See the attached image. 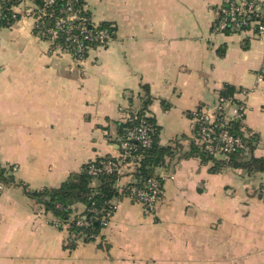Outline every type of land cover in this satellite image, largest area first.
Returning a JSON list of instances; mask_svg holds the SVG:
<instances>
[{"label": "crops", "instance_id": "crops-1", "mask_svg": "<svg viewBox=\"0 0 264 264\" xmlns=\"http://www.w3.org/2000/svg\"><path fill=\"white\" fill-rule=\"evenodd\" d=\"M83 2L92 23L116 30L81 62L35 36L31 0L0 29V165L19 184L0 187V264H264L261 176L213 174L181 157L194 139L192 112L214 107L224 85L243 105L241 131L257 137L252 155L264 157V35L215 31L222 0ZM142 86L159 144L175 149L156 169L161 201L148 214L130 198L114 200L99 236L71 249L24 188H54L96 158L118 157V125L141 107ZM236 105L225 102V114Z\"/></svg>", "mask_w": 264, "mask_h": 264}, {"label": "trees", "instance_id": "trees-1", "mask_svg": "<svg viewBox=\"0 0 264 264\" xmlns=\"http://www.w3.org/2000/svg\"><path fill=\"white\" fill-rule=\"evenodd\" d=\"M22 0H0V29L9 28L19 18L14 13L13 8L21 3ZM34 6L41 7L44 0H31ZM64 6V0H55L49 11L52 17L45 18L46 26L53 24V18L59 15L60 9ZM75 6H84L83 0L75 2ZM84 15L90 19V15L85 10ZM91 20V19H90ZM92 22V21H91ZM264 24V16L261 18ZM98 27H107L115 35V26L111 23H99ZM34 34L39 32V28L34 27ZM225 34H229L225 32ZM63 36L58 38L63 42ZM96 49V47H92ZM264 79V71L262 72ZM144 98L141 107L136 112H132L125 123L118 125L119 141L117 143L119 155L123 152L121 143L127 142L134 146L128 150V154L123 159L113 157L96 158L95 160L81 166L77 173L70 175L59 186L54 188H43L41 190L25 189L26 195L38 202L44 208L45 212L51 214L58 226L68 225L67 234L74 233L76 238L68 243L69 248H74L78 242L94 241L104 228L103 218L110 213L113 215L112 203L114 200L130 198L128 187L137 189H147V182L160 178L156 174V169L162 167L166 158H170L175 153L172 147H164L159 144V127L155 120L147 115V107L150 104L151 97L147 86H142ZM237 89L231 85H224L219 92V99L224 102L238 104L234 95ZM146 125L149 128V138L151 140L149 147H143L139 141L126 140L127 134L140 125ZM231 135L239 137L244 143V149L236 150L226 156H214L210 154L203 146L198 145L195 139L190 143L186 153L181 155L183 158L196 157L204 164H210V173H220L225 169H239L245 175L254 177L264 175V157H254L252 152L255 148L257 137L253 134L245 136L241 131L239 121H231L227 125ZM218 133V130L215 131ZM196 135V128L193 130V137ZM118 155V156H119ZM118 161L128 169L127 176L129 182L119 186V175L115 169L110 172L103 170V166L110 163L116 164ZM95 167L99 169L95 175H90L89 169ZM162 184V182H160ZM18 183L13 176V167L0 165V187L14 186ZM19 185V184H18ZM81 205L82 210L77 206ZM80 220L84 224L77 226L76 222ZM68 241V240H67Z\"/></svg>", "mask_w": 264, "mask_h": 264}, {"label": "built area", "instance_id": "built-area-1", "mask_svg": "<svg viewBox=\"0 0 264 264\" xmlns=\"http://www.w3.org/2000/svg\"><path fill=\"white\" fill-rule=\"evenodd\" d=\"M55 0H44L41 7L34 6L31 16L34 20V27L39 28V32L35 34L39 39L48 43L52 53L56 55H68L77 62L83 61L88 53L96 49L108 47L113 43L115 35L107 27H98L97 24L84 15L85 8L83 6H75L78 0H64V6L60 9L59 15L53 18V24L46 26L45 18L52 17L50 7ZM264 11L260 10L257 0H222L220 7V15L215 25V31L225 34H242L251 33L255 37L264 35V24L261 18ZM63 36V42H59L58 38ZM221 99L212 107H202L192 112L194 127L196 128L195 142L203 146L210 154L214 156H226L236 150L244 149L243 141L233 136L228 131V123L231 121L243 120V105L237 104L231 115L225 114ZM218 130V133L215 131ZM149 128L146 125H140L127 134L126 140H136L143 147H149L151 140L148 135ZM123 152L117 159H123L128 150L134 146H130L127 142L121 143ZM125 165L122 161L116 164H106L103 170L110 172L113 169L122 176ZM99 169L91 167L90 175H95ZM163 184L164 178L158 176ZM156 179L147 182V189H137L136 187H127L131 200L139 203L144 211L148 214L154 213L162 196V184ZM258 192L264 194V175L260 179ZM112 209L115 210V204L112 203ZM111 214L108 213L103 218L105 226ZM57 225V223L55 222ZM84 223L80 220L76 222L77 226ZM65 230L68 225L62 226ZM76 238L74 233L68 234V243Z\"/></svg>", "mask_w": 264, "mask_h": 264}, {"label": "rangeland", "instance_id": "rangeland-1", "mask_svg": "<svg viewBox=\"0 0 264 264\" xmlns=\"http://www.w3.org/2000/svg\"><path fill=\"white\" fill-rule=\"evenodd\" d=\"M13 170H14V168H13ZM259 184H260V183H259ZM258 187H259V185H258ZM258 187H257V188H258ZM263 195H264V194H263Z\"/></svg>", "mask_w": 264, "mask_h": 264}]
</instances>
